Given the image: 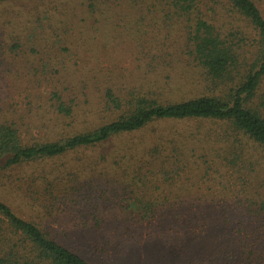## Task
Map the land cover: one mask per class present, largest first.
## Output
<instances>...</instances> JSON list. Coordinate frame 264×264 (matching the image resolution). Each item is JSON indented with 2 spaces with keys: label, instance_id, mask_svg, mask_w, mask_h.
Segmentation results:
<instances>
[{
  "label": "trees",
  "instance_id": "1",
  "mask_svg": "<svg viewBox=\"0 0 264 264\" xmlns=\"http://www.w3.org/2000/svg\"><path fill=\"white\" fill-rule=\"evenodd\" d=\"M153 3V8L160 6L169 28L177 24L178 32L166 47L162 44L156 52L147 50L136 57L145 65L141 75L144 79L149 76L152 83L114 84L112 87L118 93L106 87L101 103L88 100L86 106L78 103L76 90L69 92L72 94L66 100L60 94L63 89L59 93L54 91L51 99L59 114L57 126L43 124L45 128L43 131L39 128L38 134L32 132L31 117L19 114L20 117L13 118L7 107L4 111L0 106V180L9 179L12 170L23 166L36 170L38 176L50 175L56 167L55 159L102 147L124 136H129L127 144L117 147L113 158L108 151L99 152L87 155L88 162L110 161L116 166L119 162L127 163L131 170L125 175L131 173L138 179L173 178L185 174L189 168L201 178L228 173L238 179H264V0H153ZM45 17L49 22L55 19L47 12ZM181 63L193 70L204 92L179 101L165 100L159 91L173 79ZM164 71L167 73L162 75ZM149 85L148 89L144 87ZM85 90L81 82L79 92L84 95ZM170 122H198L209 127L202 125L191 134L179 136L168 128L157 129L147 142L132 138L150 124L165 126ZM189 139L191 144L186 142ZM88 170H92L91 165ZM52 186L49 183L46 192ZM254 190V195L247 198V211L241 220L232 213L206 216L197 212L185 218L177 216L180 223L167 227L164 219L168 217L161 213V219L154 220L150 231H158L160 238L167 237V247L155 248L151 261L142 263L264 264V185L257 184ZM53 196L50 193L52 200H42L37 206L38 213H29L28 217L0 197V264H113L88 260L81 254L76 237L87 226L82 225V230L58 226L53 217ZM137 202L143 207L152 206L140 199ZM141 214L123 216L121 227L125 231L135 229L127 224L131 218L136 224L146 218L151 222L149 209ZM190 220L195 223L193 226L203 223L205 232L196 234L190 229ZM93 223L92 231L100 234L96 217ZM179 230L182 234L175 233ZM204 238L209 239L205 242ZM110 241L107 239L103 245L108 246ZM201 241L206 250L201 259L205 261L208 256L205 263L186 254L191 249L190 242L201 244ZM190 256L196 260H189Z\"/></svg>",
  "mask_w": 264,
  "mask_h": 264
},
{
  "label": "rangeland",
  "instance_id": "2",
  "mask_svg": "<svg viewBox=\"0 0 264 264\" xmlns=\"http://www.w3.org/2000/svg\"><path fill=\"white\" fill-rule=\"evenodd\" d=\"M153 6V0H0V106L4 111L7 107L13 118L20 117L19 114L31 117L32 132L38 134L39 128H45L43 124L57 126L59 114L51 99L54 91L59 93L63 89L60 94L66 100L72 94L69 92L76 90L78 103L84 105L88 100L101 103L106 87L118 93L112 87L114 84L152 83L149 76L145 77L149 78L147 81L141 75L145 65L136 57L147 50L154 53L162 44L166 47L178 32L177 24L168 27L160 6ZM46 12L55 19L47 21ZM179 67L173 79L159 91L165 100L179 101L204 92L193 70L184 63ZM81 82L86 88L84 95L79 92ZM144 87L148 89L150 85ZM202 125L209 127L198 122H170L165 126L153 123L132 138L144 142L154 130L166 128L178 136L191 134ZM128 138L117 137L102 147L57 158L50 175L38 176L29 166L18 167L11 171L9 179L0 180V197L28 217L38 210L42 200H52L51 193L58 226H87L76 239L81 254L88 260L143 264L145 260L151 261L155 248L167 247V237L160 238L158 231H150L154 220L161 219V213L168 217L164 219L167 227L180 223L177 216L185 218L197 212L206 216L232 213L241 220L247 211V198L254 195L257 184L264 185L263 178L238 179L228 173L201 178L190 168L173 178L138 179L131 173L125 175L131 170L127 163L119 162L116 166L110 161L88 162L87 155L99 152L108 151L113 158V152L127 144ZM186 142L192 143L190 139ZM49 183L53 186L46 192ZM139 199L152 206H141ZM144 209L150 210V223L146 218L142 225L136 224L131 218L127 224L135 229L125 231L121 227L120 218L142 215ZM94 217L101 227L100 234L92 231ZM108 217L112 220L107 221ZM189 223L196 234L205 232L203 223ZM175 233L182 234L180 230ZM107 239L111 241L105 247ZM204 239L206 242L209 238ZM190 244L186 254L195 256L199 263L204 261L201 258L206 254L205 243ZM207 258L203 263L208 262Z\"/></svg>",
  "mask_w": 264,
  "mask_h": 264
}]
</instances>
